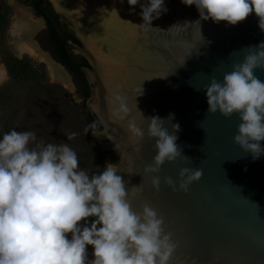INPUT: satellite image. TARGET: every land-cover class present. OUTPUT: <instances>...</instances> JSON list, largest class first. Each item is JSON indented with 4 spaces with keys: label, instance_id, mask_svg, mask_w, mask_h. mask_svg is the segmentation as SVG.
I'll use <instances>...</instances> for the list:
<instances>
[{
    "label": "water",
    "instance_id": "95a60500",
    "mask_svg": "<svg viewBox=\"0 0 264 264\" xmlns=\"http://www.w3.org/2000/svg\"><path fill=\"white\" fill-rule=\"evenodd\" d=\"M54 1L81 27L88 20L105 26V32L93 30L95 38L80 34L91 63L82 70L95 84L87 107L117 156L134 210L148 201L165 217L166 231L174 233L179 247L171 264H264V154L254 160L234 143L242 121L238 115L209 114L204 90L213 77L222 80L242 62L249 47L264 42L259 18L253 12L236 26L200 21L195 5L164 0L167 12L152 28H141L147 0L134 10L118 5L121 0L98 7L90 0ZM255 75L264 82V70ZM117 96L130 110L124 119L115 114ZM139 111L145 118L172 115L165 127L173 134L172 124H179L177 144L190 158L162 166L159 192L144 173L157 154L155 141L135 137L128 126L134 121L147 130ZM184 167L203 172L187 194L164 183L171 177L178 189Z\"/></svg>",
    "mask_w": 264,
    "mask_h": 264
},
{
    "label": "clouds",
    "instance_id": "9594fccd",
    "mask_svg": "<svg viewBox=\"0 0 264 264\" xmlns=\"http://www.w3.org/2000/svg\"><path fill=\"white\" fill-rule=\"evenodd\" d=\"M127 2L134 10L140 0ZM181 3L195 5L200 21L231 26L254 12L264 31V0ZM165 12L164 0H147L141 5L143 24L139 27L152 28L153 20ZM200 21L195 24L200 26ZM258 69L264 70V42L249 47L242 62L234 64L222 80L213 77L204 89L209 114L239 116L242 122L234 143L254 160L264 154V82L255 75ZM116 100L121 102L115 114L124 119L130 110L120 96ZM141 115L146 131L134 121L128 126L135 137L155 141L157 154L144 173L152 176L151 186L159 192L162 166L190 158L177 144L179 124H172L173 134L165 127L172 115L167 119ZM95 127L93 123L86 131ZM76 135L68 133L67 140ZM118 171L116 164L108 163L101 172L89 174L80 168L78 155L68 143L44 144L33 131L5 133L0 138V264H171L179 244L174 233L166 231L165 217L148 201L134 210L133 197ZM202 176L201 170L184 167L178 189L171 177L164 183L187 194Z\"/></svg>",
    "mask_w": 264,
    "mask_h": 264
},
{
    "label": "rangeland",
    "instance_id": "374dc122",
    "mask_svg": "<svg viewBox=\"0 0 264 264\" xmlns=\"http://www.w3.org/2000/svg\"><path fill=\"white\" fill-rule=\"evenodd\" d=\"M6 4L10 0H0V138L11 130L33 131L44 144L68 143L78 155L80 168L89 174L101 172L108 163L118 166L103 129L86 131L89 125L74 90L55 81L46 64L30 56H16L13 50L18 37L11 34L16 9L6 12ZM10 53L24 58L20 63L11 61L12 75L3 61L10 60ZM72 132L77 135L68 141L66 135ZM92 252L89 246L90 260Z\"/></svg>",
    "mask_w": 264,
    "mask_h": 264
},
{
    "label": "flooded vegetation",
    "instance_id": "af4514ba",
    "mask_svg": "<svg viewBox=\"0 0 264 264\" xmlns=\"http://www.w3.org/2000/svg\"><path fill=\"white\" fill-rule=\"evenodd\" d=\"M90 1L98 7L105 1L112 0ZM117 4L124 6L128 2L121 0ZM16 5L29 10L31 18L41 24L31 40L35 43L38 51L48 57L68 78L85 118L90 117L91 125L95 123V129H101L100 123L87 107V101L92 94V86L95 84L89 82L86 73L82 70L91 68V63L84 53L85 44L80 34L95 38L93 30L105 32L104 24L97 20H88L81 27L77 19L70 12L61 9L54 0H10V5L6 4L4 10L6 12L12 11V8L15 10ZM23 56L27 57L28 55Z\"/></svg>",
    "mask_w": 264,
    "mask_h": 264
},
{
    "label": "bare ground",
    "instance_id": "6f19581e",
    "mask_svg": "<svg viewBox=\"0 0 264 264\" xmlns=\"http://www.w3.org/2000/svg\"><path fill=\"white\" fill-rule=\"evenodd\" d=\"M16 17L14 18L13 25L11 28L12 36H17L18 41L15 44L13 50L17 56L28 55L36 60L45 63L48 67L51 77L59 83L65 85L71 89L68 78L60 71L56 65L45 55L41 54L36 48L35 43L31 40L32 36L39 29L41 24L31 18L30 14L26 9L20 8L17 5ZM3 73L6 74L5 67L2 65Z\"/></svg>",
    "mask_w": 264,
    "mask_h": 264
},
{
    "label": "trees",
    "instance_id": "16d2710c",
    "mask_svg": "<svg viewBox=\"0 0 264 264\" xmlns=\"http://www.w3.org/2000/svg\"><path fill=\"white\" fill-rule=\"evenodd\" d=\"M9 55V57H10V60H8V59H4L3 58V61H4V63H5V65H6V67H7V69H8V71H9V74H13V67H12V64H11V61L12 62H18V63H20V62H22V61H24V58L23 59H18V58H16V57H14L11 53L10 54H8ZM86 119V123L88 124V125H91V122H92V119H90V117H88V118H85Z\"/></svg>",
    "mask_w": 264,
    "mask_h": 264
}]
</instances>
